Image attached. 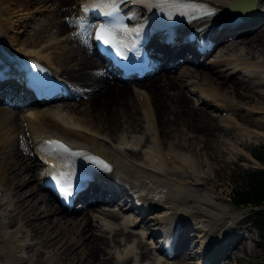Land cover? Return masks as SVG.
<instances>
[{"label":"bare ground","instance_id":"1","mask_svg":"<svg viewBox=\"0 0 264 264\" xmlns=\"http://www.w3.org/2000/svg\"><path fill=\"white\" fill-rule=\"evenodd\" d=\"M77 1L55 0L52 6L56 8L51 13L55 22L50 21L57 28L53 41L42 49L26 50L19 45L22 42L18 35L12 34L18 21L12 15L18 17L19 12L32 11L34 1L29 0L22 10H16L17 6H22L21 1L0 0V43L6 38L11 44L9 47L18 46L24 50L18 49L19 52L51 66L54 65L52 60L59 55L58 52L53 57L51 51L63 48L59 58L66 62V66L60 76L87 90L83 95H76L73 103L56 109L43 107L28 113L0 109V264H38V258L43 261L44 257L47 264H55L51 263L53 257L62 260L63 264H110L112 260L116 264H131L129 258L134 255V246L125 244L123 251L116 248L113 252L109 250L111 241L105 234H114L115 243V237L119 235L127 236V241L131 240L132 233L148 235L147 227H144L147 225L146 217L133 219L127 210L124 211L123 222L119 223L121 215L109 210L108 205L65 215L56 209L51 198L41 195L40 189L32 184L39 181V164L27 150L28 147L30 150L27 136L19 137L16 143V137L25 131L23 119L28 123V130L34 134L33 142L38 139L37 135L63 137L75 145L90 146L111 160L122 183L142 194L144 210L153 206L162 209L157 214L163 212L166 215L148 223L158 229L180 222L182 233L190 222H194L201 235V243L210 245L209 259L216 261L219 253L213 249L215 239L230 235L231 220L225 213L226 207L218 204L217 198L209 194L208 185L201 190L193 187L196 185L193 181L198 179L197 159L185 152V147L181 150L176 142H169V137L174 131L184 128L194 135V139L203 140L205 150L221 128L230 135L247 136L248 141L252 139L251 134H255L251 143L264 138V132L252 133L243 127V124H251V120L235 117V110H241L238 108L242 103L248 114L259 116L264 122V102L260 103L257 99L260 93L258 86L264 87V24L256 25L248 34L228 37L226 43H221V48L226 51L211 61L212 65L226 67L228 77L241 73L243 78L228 80V77L222 78L223 72L214 77L210 72L181 69L183 77L188 78L191 86L204 94L211 107H215L220 114L217 120L188 96L186 85L182 79L176 80L173 72L156 75L142 84L126 85L115 82L103 70L96 71L94 68L101 63L94 60L91 45L84 40L81 42L79 35L74 38L69 33L75 32L76 23L71 16L76 12L74 4ZM203 1L217 7L219 15L223 16L218 19L225 20L227 18L224 17H230L227 9L238 0ZM13 5L16 6L12 8ZM257 6L262 14L260 16H264V0H257ZM65 16V19L62 18ZM48 32L47 27L43 28L40 37L31 41L32 45L45 43ZM225 88L229 92H225ZM66 117L70 118V127L58 121L66 120ZM117 132H121V140L126 145L133 142L138 146L147 145L144 157L131 153L134 158L143 159L140 164L128 160L130 151L123 154L121 149L108 146L106 138L116 137ZM90 211H95L97 215L90 214ZM127 228L129 231L126 233ZM153 236L152 231L149 238ZM30 237L35 240L34 245L26 242ZM117 244L120 247L122 241H117ZM144 245L143 241L138 242V246ZM44 250H52V255L47 257ZM237 251L248 252L246 247L237 245L226 252L227 257H236ZM21 252H27L28 256L24 257ZM248 254V258L237 256L238 264L245 261L249 264L262 263L263 257L255 249ZM137 257L139 264L149 261L146 252Z\"/></svg>","mask_w":264,"mask_h":264},{"label":"rangeland","instance_id":"2","mask_svg":"<svg viewBox=\"0 0 264 264\" xmlns=\"http://www.w3.org/2000/svg\"><path fill=\"white\" fill-rule=\"evenodd\" d=\"M30 1H34L32 3L35 4H31L32 6L38 7L39 4L38 2L40 0H30ZM26 3H29V0H21V4L22 6H18L20 10H22L23 5H25ZM52 4H49V6H51ZM15 6V5H14ZM48 6V7H49ZM61 19V17H60ZM50 21H54L55 22V16L51 15V13L47 14L46 16L42 15L41 16V21L34 25L33 23H31L32 28L26 29L24 33H20V40L23 42V45H25L26 47H30L28 44H32L31 40L32 38L38 36L41 34L42 29L44 27L49 26ZM55 25H51L49 26V32L45 34V36L47 38H51L52 37V32L51 29L52 27H54ZM38 32V33H37ZM49 36V37H48ZM26 37H30L27 38L26 41H28L29 43H27L25 41ZM27 43V44H26ZM63 50V48H58L56 49V53L54 55H56L59 52V55L61 53V51ZM225 50L224 47H220L218 49V51L215 53L214 57L216 58V56H219L220 54H222ZM257 52H261L260 49H257ZM59 55H56V59H58L61 64L62 67L65 68L66 63L64 61H62L59 58ZM58 64L59 61L55 60ZM212 58H210V60H208L207 62L211 63L206 67H200V71L202 72H210L212 76L216 77L217 73L223 72L222 73V78L228 77L229 75V71L226 67L224 66H215L212 65ZM60 64V65H61ZM188 69H195V66H191L188 65ZM207 73L205 74V76L207 77ZM178 74V73H177ZM176 76V74H175ZM180 76V74H178V77ZM232 77H235L237 79L239 78H243V74L238 73L236 75H230L228 77V80H231ZM184 80V84L187 86V88L185 89L187 91L188 96L194 101V102H198L199 101V96H197L196 94H193L191 92L192 90V86H190L189 81L184 78L182 79ZM259 90V96L257 97V99L259 100L260 103L264 102V87L262 86H258L257 88ZM256 89V90H257ZM225 92H229L228 88H225ZM55 105V104H54ZM241 110H235V117L236 118H243L245 120H251V124H243V127H246L248 130L252 131V133H262L264 132V122L262 121V119L259 116L256 115H250L248 114V112L245 110V105L242 103H239ZM202 108H204V110L208 111L209 113H211L215 119H219L220 114L216 112L215 108H212L210 106H203ZM224 116V115H223ZM89 122V121H88ZM122 132V131H121ZM121 132H117V136L113 137L110 139V141H112V143H110L111 147L115 146V147H125V145L120 144L121 142ZM127 133V132H125ZM222 134V137L220 138ZM146 135H144L143 140H146ZM20 137V136H19ZM252 139L250 141H248V137L247 136H241L239 134H227L226 132L222 131V128L219 129L214 137V140H212L210 147L205 150L204 149V143L203 140L201 139H194V135L193 134H189L187 133V131L184 128H180L177 131H174L173 133L170 134L169 137V142L170 141H174L177 143V146H180V149L183 147L185 152H188L189 154H191L195 159H197V163H198V179L196 181H193V183H196V185L193 187L195 189L201 190L203 189L205 186L208 185L207 189L209 190V194L212 197L217 198L218 200V204L223 205L224 207H226V211L225 213L227 214V216H229L230 218V232L235 233L238 236H242V232H239V228L242 226L243 222L246 223L247 220L246 219V215L248 214V212L251 210L250 208H237L232 204V200H231V195H232V191L236 186V183L239 180V175H240V171L242 169H249V168H264V163L260 162L259 160H257L253 155V153L255 151H258L260 153H264V138L260 139L258 142L255 143H251L252 141H254L255 139V134H251ZM183 138V139H182ZM19 138H16V141H18ZM166 140V139H165ZM196 140V141H195ZM167 141V140H166ZM181 141V142H180ZM180 142V143H179ZM17 143V142H16ZM189 144H192L189 146ZM147 146V145H146ZM146 146L142 145V146H138V147H134L135 149L133 150V148L130 147V156L129 154L128 156V160L133 161L135 163L140 164L142 162L143 159H138V158H134L133 155L131 153H139L141 156L144 157V153L147 150ZM237 149H235V148ZM182 148V149H183ZM181 149V150H182ZM132 150V151H131ZM123 154H126L125 152ZM208 160V161H207ZM189 175H191V172L189 170ZM167 177H170L169 175L166 174ZM174 177V176H171ZM242 178H240L241 181ZM241 183V182H240ZM33 185H35L36 183L33 182ZM244 220V221H241ZM198 222V221H196ZM191 226H195L194 222H192V224H190ZM254 226V224H252ZM252 225L250 223H246V226L248 228L247 234L246 236H244L245 238H242V240L240 241V244H238L240 246V248H242L243 246L246 247V249L248 250L247 253H243L242 251H237L236 254L237 256H241V257H249V254L251 252L252 249H255L257 251V253H259V255L261 257H263L262 263L264 264V241L261 239V230L258 228V226L252 227ZM242 230V228H241ZM99 234H102L101 232H99ZM193 234H198L197 232H192V234H190V237L194 236ZM189 235V234H188ZM109 237H111L112 235H108ZM248 236V238H246ZM193 240H189L188 246H190L191 250L190 253L191 255L194 256V253L196 249H198L196 246L198 244H200L201 239L200 236L197 235V237H192ZM117 241H122L123 244L125 243L126 238L124 236H117L116 237ZM138 240H140V238H133V242L135 245V254L141 255L144 252H146L148 254V257L150 259V263H152V260L150 257H153V252L151 251V248H149V246H138L137 248V242ZM34 243V240H32V238L30 237V240H28V242ZM117 241L115 243V241H113V239H111V244L109 247V250L116 249V247L118 248V244ZM118 251H122L121 249H118ZM27 252H22V254L26 257L28 256L26 254ZM45 253L48 256L52 255V250H46ZM187 253L182 254L180 257V260H177V264H184V260L187 259L188 257ZM236 256V257H237ZM235 256H231V257H227L224 259V261H226V264H238V259ZM135 260L131 261V264H139L138 257H135ZM194 258H196L195 256L193 257L192 260H194ZM46 259V258H45ZM45 259L42 261L40 258H38V264H47L44 263ZM131 259H129L130 261ZM51 263H55V264H63V261L60 260L58 261L56 257H53V260ZM110 264H116V262H114L113 260L111 261ZM194 264V263H192ZM223 264V263H222ZM241 264H249L246 261L242 262Z\"/></svg>","mask_w":264,"mask_h":264},{"label":"trees","instance_id":"3","mask_svg":"<svg viewBox=\"0 0 264 264\" xmlns=\"http://www.w3.org/2000/svg\"><path fill=\"white\" fill-rule=\"evenodd\" d=\"M254 155L264 163L263 152H255ZM231 198L238 208H252L249 212V222L258 226L261 230V239L264 241V170L242 169Z\"/></svg>","mask_w":264,"mask_h":264},{"label":"snow or ice","instance_id":"4","mask_svg":"<svg viewBox=\"0 0 264 264\" xmlns=\"http://www.w3.org/2000/svg\"><path fill=\"white\" fill-rule=\"evenodd\" d=\"M116 30L115 29H108L105 27H100L95 35V39L98 42H101L104 45H107L113 49H117V54L119 53V40L117 36L115 35ZM63 148V146H60ZM65 184H68L67 181H65ZM61 191L65 193V195H70V184H68V187H62Z\"/></svg>","mask_w":264,"mask_h":264}]
</instances>
